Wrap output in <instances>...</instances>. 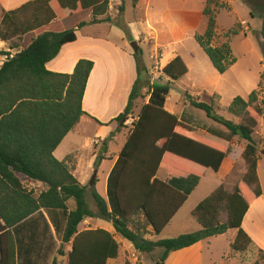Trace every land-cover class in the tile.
Returning a JSON list of instances; mask_svg holds the SVG:
<instances>
[{
    "label": "trees",
    "instance_id": "obj_1",
    "mask_svg": "<svg viewBox=\"0 0 264 264\" xmlns=\"http://www.w3.org/2000/svg\"><path fill=\"white\" fill-rule=\"evenodd\" d=\"M244 1L253 11L254 0ZM137 2L146 6L149 0ZM109 6L110 0H35L2 14L1 41L16 37L21 42L25 36H33L12 57L7 53L0 67V264H31L21 262L23 237L19 236L30 230V240L39 250V239L47 235L50 224L55 234L60 235L58 253L63 255L61 249L70 244L66 264H107L116 260L120 243L114 235L102 229L78 230L87 218L112 224L115 233L138 253L150 254L161 249L155 264H165L172 253L229 230L236 231L231 252L243 253L254 247L242 221L250 205L262 196L257 173L258 146L253 134L263 111L255 105L256 92L247 101L236 97L229 104L227 111L240 120L238 124L218 115L211 102L185 93L191 107L224 127L230 138L238 137L246 143L241 155L246 172L231 192L221 184L194 208L191 216L199 230L172 239L151 240L161 234L187 199L184 191L175 186L176 182L201 179L208 170L217 173L231 152L225 141L182 127L178 117L165 110L172 83L188 73L180 57L163 67L167 83L150 84L139 53L133 54L137 77L123 113L111 123L123 128L128 117L134 115L138 101L144 98V90L148 100L131 123L127 141L108 176L106 199L95 190L91 193L95 212L89 210L84 199L87 187L73 176L74 153L62 161L54 157L63 139L76 128L81 117L87 116L82 110V99L93 63L80 60L71 75L49 72L45 65L58 55L62 46L76 41V30L110 23ZM215 6V0H206L202 11L207 19L206 29L195 41L213 69L223 75L235 64V59L227 46H211L216 31L212 9ZM86 10L91 11V20L73 29L63 30L59 22L54 23ZM119 11H123L122 6ZM102 16L106 17L99 19ZM262 26L264 59V17ZM261 104L264 106V99ZM114 134L103 140L95 169L104 159L102 154ZM161 167L169 173H182L186 178L163 183L156 178ZM23 180L40 184L43 189L35 194L24 187ZM70 201L74 203L73 209L68 208ZM222 213L226 214L224 223L220 220ZM257 256L253 264H264V251L257 249Z\"/></svg>",
    "mask_w": 264,
    "mask_h": 264
},
{
    "label": "rangeland",
    "instance_id": "obj_2",
    "mask_svg": "<svg viewBox=\"0 0 264 264\" xmlns=\"http://www.w3.org/2000/svg\"><path fill=\"white\" fill-rule=\"evenodd\" d=\"M215 1L216 6L212 9L216 16V31L211 46L217 48L227 46L235 59V64L223 75L213 69L195 41V37L202 36L206 29L207 19L202 14L206 0H149L146 6H140L137 0H126L124 3L120 1V4L113 6L112 10L114 30L111 39L119 45H125L132 53L131 43L137 44L139 57L142 66L147 70L150 84L167 83L168 79L162 74L164 65L175 57L183 60L188 73L172 83L164 108L167 112L180 116L183 122L192 127L212 131L229 145L234 167L230 175L222 181L227 192L233 190L246 172V165L241 157L246 143L238 137L230 138L224 127L207 119L202 111L191 107L184 95L187 93L201 101L211 102L218 115L238 124L240 120L227 111L229 104L236 97L247 101L249 95L256 92L255 105L262 108L263 114L255 128L253 140L258 146L256 155L260 165L257 173L262 189V204H264V154L262 153L264 152V106L261 104L264 99V59L261 52L264 0H254L253 3L256 5L253 11L252 6L250 7L244 0ZM120 5L123 7L121 12ZM145 91H143L144 98L138 101L134 115L128 117L124 127L131 128L139 108L147 102L148 95ZM97 130L95 124L82 123L77 132L70 134L57 153L63 159L66 153L61 152H68L69 148L77 151L74 152L71 161L76 164L79 161L82 175L89 179L86 184H91L95 172H91L88 167L90 156L100 153L102 147V141L95 138ZM102 155L105 157L104 154ZM219 179L211 172L205 180L191 178L187 181H177L175 186L181 188L189 198L181 215H185L186 219L189 218L194 206L211 194ZM23 185L35 194L43 189L40 184L27 180H23ZM84 199L88 208L95 207L88 192L84 194ZM68 208L73 209L74 203L70 201ZM220 220L222 223L226 222L225 213H222ZM101 223L104 226L109 224L105 221ZM195 228L199 229L198 224ZM193 230H195L193 224L192 227L173 226L156 238L172 239L194 232ZM233 233L234 231H231V234ZM146 237L150 239V236ZM56 239L61 246L60 235L56 236ZM39 240L37 264H52L53 260L56 264H66L70 244L63 246L61 249L63 255H61L58 253L60 247L57 241L54 242L52 238L47 239V237ZM217 244L218 247L213 248L211 256L216 257L224 251L225 245L222 241ZM257 249L258 247L254 246L243 253L231 252L228 258L236 259L237 263L232 264H253L258 258ZM161 253L162 250L157 249L150 254H141L128 244L125 246L120 244L119 257L112 264H155Z\"/></svg>",
    "mask_w": 264,
    "mask_h": 264
},
{
    "label": "crops",
    "instance_id": "obj_3",
    "mask_svg": "<svg viewBox=\"0 0 264 264\" xmlns=\"http://www.w3.org/2000/svg\"><path fill=\"white\" fill-rule=\"evenodd\" d=\"M32 1L35 0H0V21L4 12L15 10L22 5ZM120 1L121 3H124V1L126 0H110L109 11L107 14L111 18L110 23L87 25L82 27L81 29L76 30V41L62 46L58 55L52 61L48 62L45 65L46 70L49 72L71 75L75 69L76 64L80 60H89L93 63V68L89 74L82 99V110L87 114V116L81 117L79 124L63 139V141L54 151L53 155L58 161H62L71 153L77 152L76 150H74V148L68 147V152L60 151L61 153H66V156L63 159L57 155L61 146H63L64 142L67 140L70 134L77 132L79 126L82 123L95 124L98 127L95 138L102 142L104 139L108 138L111 133H115L112 140L108 143L107 151L104 154L105 157L98 164L97 169L94 168L97 154L90 156L88 164L89 170L91 172L96 171V177L92 184H86L88 183L89 179L85 177V175H82L81 169H79V161L77 162L75 169L73 170V176L75 177V179L82 186L87 187L85 193L88 192L91 197L92 191L95 190L96 193H98L104 199H106L108 176L113 169L131 130V128L127 127L120 128V124H117L116 122L111 123V121H113L123 113L127 105L131 88L137 77L136 63L133 57V53L130 52V50H128L125 45H119L111 39V34H113L112 31L114 30L112 10L113 6L120 4ZM91 17V11L86 10L63 20L58 21V19H56L54 20V23L59 22V25L63 30H70L75 28L79 23L89 22L91 20ZM105 17L106 16H102L99 19H104ZM32 36L33 35L25 36L21 42L17 41L16 37L5 42L0 40V67L6 60L7 53L10 55V57H12L13 55L21 51L22 48L30 41ZM178 120L181 126L184 128L192 129L193 131L201 135H208L213 138L222 140L221 138L217 137L212 131L192 127L191 125L183 122L180 116L178 117ZM97 122L103 125H100ZM259 162L260 161H258L257 171L260 165ZM233 167L234 160L232 159V157H230L229 153L223 160L217 173L208 170L206 174L199 180H205L209 173H214L215 176L220 178L214 186L215 190L222 184V181L228 175H230ZM175 172L169 173L167 168L161 167L156 174V178L163 183H169L172 179L175 178H186V175ZM188 201L189 198L187 196V199L183 206L178 210V212L174 215L169 224L161 233L173 226L175 227L178 225H184L186 227H192V224L193 229H195L193 231H197L195 228L197 224L196 220L194 218L192 219L190 214L189 218L187 219L185 215H181ZM262 202L263 198L261 196L250 205L248 212L246 213L242 221V228L249 235L254 243V246L258 247V249L264 250V204H262ZM198 204H196V206ZM196 206H194V208ZM92 207H90L89 210L95 212V207L94 209ZM101 221L104 220L98 218H87L79 225L78 230L85 231L102 229L114 235V238L118 243L124 246L125 244H128V246H132L129 242L120 238L115 233L112 224L109 223L108 225L104 226L102 225ZM49 227V232L45 237H43V239L46 237L47 239L52 238L55 242L57 241V235L55 234V231L51 224L49 225ZM231 231L234 230H229L224 235L206 239L193 245L192 247L174 252L168 257L165 264H224L227 262H229L228 264H232L234 262L237 263L235 258H228L231 253L230 246L236 236V231H234L233 234H231ZM228 234L231 235L228 236ZM30 235V230H25L23 235L19 236L20 238L23 237V245H21L20 247L21 262L23 260H26V262H30L31 264H37V256L39 253L38 247L35 246V244L30 240ZM156 237L158 236H153L151 238L153 240H159ZM217 240L222 241V243L225 245V248L224 251L214 257L211 255L213 254V248L217 249L218 247L217 242L220 241ZM59 244L60 242L57 241V245ZM50 252L51 250L49 251V253ZM114 261L115 260H109L107 264H112Z\"/></svg>",
    "mask_w": 264,
    "mask_h": 264
},
{
    "label": "water",
    "instance_id": "obj_4",
    "mask_svg": "<svg viewBox=\"0 0 264 264\" xmlns=\"http://www.w3.org/2000/svg\"><path fill=\"white\" fill-rule=\"evenodd\" d=\"M131 47L133 49V54L138 53V46L136 43H131ZM121 122H123V120ZM262 153L264 154V152ZM95 177H96V171L94 172V177H93V181L91 182V184L94 182Z\"/></svg>",
    "mask_w": 264,
    "mask_h": 264
}]
</instances>
